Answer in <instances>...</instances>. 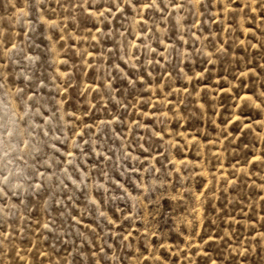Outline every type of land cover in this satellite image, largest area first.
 <instances>
[{
  "label": "rangeland",
  "instance_id": "1",
  "mask_svg": "<svg viewBox=\"0 0 264 264\" xmlns=\"http://www.w3.org/2000/svg\"><path fill=\"white\" fill-rule=\"evenodd\" d=\"M0 264H264V0H0Z\"/></svg>",
  "mask_w": 264,
  "mask_h": 264
}]
</instances>
